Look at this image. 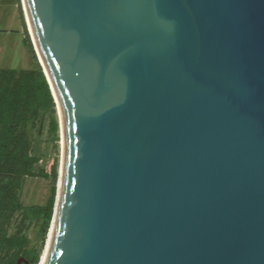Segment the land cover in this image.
Returning a JSON list of instances; mask_svg holds the SVG:
<instances>
[{
	"label": "water",
	"instance_id": "obj_1",
	"mask_svg": "<svg viewBox=\"0 0 264 264\" xmlns=\"http://www.w3.org/2000/svg\"><path fill=\"white\" fill-rule=\"evenodd\" d=\"M24 2L62 129L42 264H264V0Z\"/></svg>",
	"mask_w": 264,
	"mask_h": 264
},
{
	"label": "trees",
	"instance_id": "obj_2",
	"mask_svg": "<svg viewBox=\"0 0 264 264\" xmlns=\"http://www.w3.org/2000/svg\"><path fill=\"white\" fill-rule=\"evenodd\" d=\"M23 41L32 67L0 68V264H16L19 257L28 264L39 262L53 215L58 178L56 164L46 170L34 150L33 133L41 132L42 117L49 116L52 141L58 139V121L49 83L28 36L24 35ZM35 176L51 178L49 194L42 204L24 205L21 191L26 178Z\"/></svg>",
	"mask_w": 264,
	"mask_h": 264
},
{
	"label": "rangeland",
	"instance_id": "obj_3",
	"mask_svg": "<svg viewBox=\"0 0 264 264\" xmlns=\"http://www.w3.org/2000/svg\"><path fill=\"white\" fill-rule=\"evenodd\" d=\"M24 35L28 36V40L34 51L28 25L25 20L22 1L18 0L17 3L16 0H0V68L28 69L32 67V59L23 41ZM36 59L38 60L37 56ZM55 116L58 121L57 112H55ZM41 124V132L35 131L33 133V146L35 152L42 158L40 164L46 170H49L53 163L56 164V171L58 172L56 181L57 193L62 145L59 123L57 130L58 139L55 141L51 140L49 133L48 114L42 117ZM50 185V177H27L21 191L22 203L24 205L44 203L49 194ZM13 230L14 227H11V231ZM27 234L31 236L32 231L28 230Z\"/></svg>",
	"mask_w": 264,
	"mask_h": 264
},
{
	"label": "bare ground",
	"instance_id": "obj_4",
	"mask_svg": "<svg viewBox=\"0 0 264 264\" xmlns=\"http://www.w3.org/2000/svg\"><path fill=\"white\" fill-rule=\"evenodd\" d=\"M21 1H22V7H23V10H24V8H25V10H26L24 0H21ZM26 15H27V13H26ZM27 20H28V18H27ZM29 27H30V26H29ZM30 31H31V29H30ZM31 36H32V33H31ZM32 38H33V36H32ZM33 42H34V44H35L34 38H33ZM35 48H36V47H35ZM36 50H37V48H36ZM37 52H38V51H37ZM56 112H57V115H58V123H59V121H60L59 109H58V111L56 110ZM59 130H60V137H61L60 140H61V143H62L61 121H60V124H59ZM62 155H63V151H62V145H61V159H62ZM61 159H60V165H61ZM58 184H60V183L58 182ZM50 233H51V232H49L48 235H47V238H46V241H45V245H44V248H43V250H42L41 257H40V261H39L38 264H42V262H43V258H44L45 252H46L47 244H48V241H49V238H50Z\"/></svg>",
	"mask_w": 264,
	"mask_h": 264
}]
</instances>
